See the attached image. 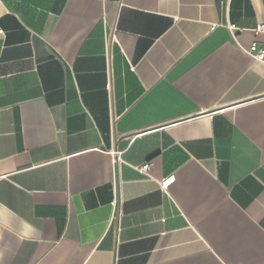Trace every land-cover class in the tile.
Instances as JSON below:
<instances>
[{
	"label": "crops",
	"instance_id": "obj_1",
	"mask_svg": "<svg viewBox=\"0 0 264 264\" xmlns=\"http://www.w3.org/2000/svg\"><path fill=\"white\" fill-rule=\"evenodd\" d=\"M261 23L264 0H0V264H264Z\"/></svg>",
	"mask_w": 264,
	"mask_h": 264
},
{
	"label": "built area",
	"instance_id": "obj_2",
	"mask_svg": "<svg viewBox=\"0 0 264 264\" xmlns=\"http://www.w3.org/2000/svg\"><path fill=\"white\" fill-rule=\"evenodd\" d=\"M256 33L264 35V23L258 24L255 28ZM254 59L264 61V44L259 46L258 43H254L251 49L247 51ZM118 161V159H117ZM138 170L143 174L150 175V164L145 163L142 166L138 167ZM174 181V176L163 181V187H167L171 182Z\"/></svg>",
	"mask_w": 264,
	"mask_h": 264
}]
</instances>
